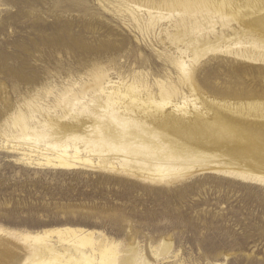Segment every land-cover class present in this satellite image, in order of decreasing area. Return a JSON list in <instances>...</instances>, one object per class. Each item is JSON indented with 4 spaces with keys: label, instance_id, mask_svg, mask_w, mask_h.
Returning a JSON list of instances; mask_svg holds the SVG:
<instances>
[{
    "label": "rangeland",
    "instance_id": "rangeland-1",
    "mask_svg": "<svg viewBox=\"0 0 264 264\" xmlns=\"http://www.w3.org/2000/svg\"><path fill=\"white\" fill-rule=\"evenodd\" d=\"M131 1L0 0V236L83 228L120 255L134 248L147 264H264V183L213 170L151 180L108 150L93 160L114 169L37 166L10 136L12 113L27 111L30 99L63 114L66 100L98 99L102 81L134 84L157 100L168 88L174 101L197 98L202 110L206 98L264 100V57H184L193 90L165 36L152 46L135 28Z\"/></svg>",
    "mask_w": 264,
    "mask_h": 264
},
{
    "label": "bare ground",
    "instance_id": "bare-ground-1",
    "mask_svg": "<svg viewBox=\"0 0 264 264\" xmlns=\"http://www.w3.org/2000/svg\"><path fill=\"white\" fill-rule=\"evenodd\" d=\"M137 1L125 6L129 19L152 46L165 36L170 44L165 47L174 48L171 57L193 90L192 68L184 57L192 56L191 62L217 52L264 57V0ZM97 89L98 99L66 100L63 114L33 98L27 111L13 112L10 136L27 145L22 159L63 169H114L112 162L93 160L108 150L121 168L151 180L174 182L213 170L264 183V100L206 98L202 110L197 98L174 101L168 88L160 100L144 97L134 84L102 81ZM114 249L83 228L15 232L0 236V264H147L134 248L122 255Z\"/></svg>",
    "mask_w": 264,
    "mask_h": 264
}]
</instances>
